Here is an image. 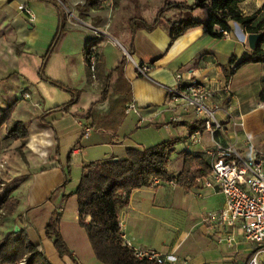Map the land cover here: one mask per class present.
I'll return each instance as SVG.
<instances>
[{"label": "crops", "instance_id": "obj_1", "mask_svg": "<svg viewBox=\"0 0 264 264\" xmlns=\"http://www.w3.org/2000/svg\"><path fill=\"white\" fill-rule=\"evenodd\" d=\"M61 1L78 19L104 31L97 38L96 47L105 72L123 60L124 76L131 88L129 102L138 108L137 112L127 111V114L135 115L136 125L155 127L161 142L172 143L173 150L178 141L184 144L174 170L167 169L172 176L181 171L187 153L199 155L210 164L204 150L212 145L206 132L202 135L201 144L189 142L192 132L189 125L199 117L193 109L175 107L166 91L157 84L173 85L177 73L182 74L185 81L196 79L204 83L213 91V103L229 107L241 119L236 148L243 156H253L252 149L246 144L248 140L264 153V103L259 100L264 63L242 65L229 77L225 73V69L230 67L231 58L235 59L234 65L251 50L247 43L249 33L244 27L232 22L229 37L214 36L204 26L207 9L200 8L204 9L203 14L194 18L198 23L173 40L169 34V24L185 19L181 13V16H177L175 11L167 13L171 14V19L163 18L152 30L139 26L131 35L126 28L129 37L121 36L120 39L108 29L110 26L114 31L120 30L119 27L116 30L118 23L107 17L105 4L102 9L85 10L87 0ZM104 3H108V0ZM263 3L264 0H242L238 7L244 16H248L260 10ZM121 7L124 8L125 4ZM64 10L68 16L65 7ZM144 14L139 12L141 16ZM133 16L125 19L126 25ZM58 23L59 10L52 0H0V108L6 109L14 104L13 119L22 121L29 133L23 149L25 161L19 172L30 180V188L24 196L17 192V210L6 218V222L9 224L13 218H17L18 223L14 226H21L29 239L41 246L52 264H104L96 258L87 233L79 224L78 204L73 192L84 164L122 159L128 148L142 147L119 141L117 133L95 129L90 126V120L82 117L101 96L100 79L96 72V77L92 78L84 53L86 41L94 38L95 34L83 23L71 21L69 17L67 30L54 54L47 59L45 69L52 73L59 62L60 69L64 68L69 79L76 78V83H79L76 88L81 91L79 101L67 113L56 118L51 127L39 121L38 116L53 108V101L59 96L53 89L55 86L43 80L39 74ZM261 47L264 49V42ZM114 49L118 50V54H110ZM78 51L82 52L81 60L75 63L74 57ZM134 62L150 63L149 77L141 75ZM81 65L88 69L89 77L81 75ZM47 77L54 79L52 77L55 76ZM17 90L20 91L19 95ZM24 93L29 97L24 98ZM48 103L50 106L47 107ZM99 107L105 109L107 103ZM175 115H178L177 120H173ZM28 121L32 122L29 124L32 126L28 125ZM83 125L92 128L87 136L82 134ZM216 139L224 144L234 143L231 128L225 125L224 131L216 134ZM57 143L60 145L61 163L65 162L67 154L73 163L75 161L76 167H81V172L76 187L71 188L73 190H66L63 186L50 198L49 193L62 185L65 175L64 169L57 166L54 158ZM97 146L112 149V152L90 159L89 148ZM12 196L15 194L12 193ZM224 205V195L203 186L201 179L191 188L181 187L176 181L175 184L164 182L142 187L132 190L120 205V230L123 239L133 249L157 251L164 260L163 264H246L256 244L246 240L238 223L230 226L221 221L218 212ZM55 212L60 213L59 231L75 260L70 255L61 256L46 234V225ZM18 214L23 218L19 220ZM89 219L87 217V221ZM7 229L8 226L4 225L3 230L8 232Z\"/></svg>", "mask_w": 264, "mask_h": 264}, {"label": "trees", "instance_id": "obj_2", "mask_svg": "<svg viewBox=\"0 0 264 264\" xmlns=\"http://www.w3.org/2000/svg\"><path fill=\"white\" fill-rule=\"evenodd\" d=\"M52 1L59 10V23L49 49L43 57L39 74L49 84L72 93V97L62 105L50 108L38 116L42 124L50 127L56 118L67 113L70 107L78 101L76 90H72L63 83L44 74V67L49 55L67 30V15L64 7L57 0ZM105 1L87 0L84 9H102ZM241 1L194 0L192 3L168 1L157 12L151 23L143 20L141 16H133L128 20V29L131 35L139 26L152 30L171 11L184 14L198 8H206L207 17L204 26L214 36H223L217 31V27L228 32L231 31L232 22L244 27L247 33H262L255 49L244 53L234 65L235 59L231 58L230 67L225 69L226 76L229 77L242 65L264 63V49L261 47L264 42V3L260 10L244 16L238 7ZM197 23L198 21L191 18L171 22L169 24L171 39L177 38L188 27ZM96 40L92 41L95 47L97 45ZM89 41L91 39L86 42ZM129 53L131 54L130 50ZM85 62L87 64L86 58ZM95 72L101 82V96L91 104L82 117L90 120V126L95 129L115 133L123 116L127 113L126 104L131 100V88L130 83L124 76L123 60L105 72L96 47ZM259 100L264 103V79L260 85ZM104 102L107 103L105 109L99 107ZM13 110L14 104L6 109L0 108V129L4 126L7 137L22 140L20 147L22 149L26 144L29 133L22 121L13 119ZM189 126L191 130L204 129L202 120L194 121ZM172 145L168 141H163L148 148H128L126 156L122 159L89 162L83 165L79 183L73 194L77 199L79 224L85 229L95 256L100 262L104 264H158L155 260L137 257L134 249L124 243L119 226V207L132 190L151 186L154 177L163 181L172 178L179 186L191 188L200 178L210 173V164L203 157L187 153L184 155L181 171L172 176L167 170L169 156L173 150ZM64 174V183H66L69 174L65 169ZM18 204L19 200L11 195V190L0 195V211L4 212V216L13 215ZM17 217L20 220L22 215L18 214ZM87 217H90L88 221ZM59 221L60 213L55 212L46 225V234L53 241L57 252L61 256L70 255L75 260L59 231ZM18 228L17 232L13 230L6 232L0 240V243L4 242L0 248V264H18L23 259L26 260L27 264H52L41 246L33 243L21 226L18 225Z\"/></svg>", "mask_w": 264, "mask_h": 264}, {"label": "built area", "instance_id": "obj_3", "mask_svg": "<svg viewBox=\"0 0 264 264\" xmlns=\"http://www.w3.org/2000/svg\"><path fill=\"white\" fill-rule=\"evenodd\" d=\"M58 2L65 7L71 17L75 18L72 11L61 0ZM25 11L33 17L27 8ZM77 20L95 34V37L86 42L84 47L87 67L94 78L96 47L92 41L101 37L104 32L78 18ZM217 31L223 37H229L227 30L217 27ZM127 57L131 59L128 54ZM134 64L141 75L149 77L150 63L134 62ZM157 84L166 91L169 101H172L175 107L184 110L193 109L199 120H202L204 129L192 130L189 142L201 144L202 135L206 132L212 143V147L204 150L210 160L211 171L207 176L200 178L203 186L213 188L224 195L225 205L218 212L221 221L230 226L238 223L246 240L256 244V248L247 259L246 264H264V153L259 152L250 140L246 144L253 151L252 157H245L238 151L236 148L237 130L242 125L241 119L229 107L213 103V91L201 81L196 79L185 81L182 74L177 73L173 85ZM23 97L28 98L29 95L24 93ZM126 110L137 112L138 108L134 103L129 102L126 104ZM177 119L178 115H175L173 120ZM225 125L231 128L234 143L224 144L216 139V134L223 132ZM91 130L89 125L82 126L84 136L89 135ZM164 182L175 184L173 179L168 181L157 177L152 179V185H160ZM215 215L211 214V216ZM119 226L121 228V223ZM124 243L130 246L125 240ZM134 252L139 258L152 259L158 264L164 262L157 251L134 249ZM18 264L27 263L23 259Z\"/></svg>", "mask_w": 264, "mask_h": 264}, {"label": "rangeland", "instance_id": "obj_4", "mask_svg": "<svg viewBox=\"0 0 264 264\" xmlns=\"http://www.w3.org/2000/svg\"><path fill=\"white\" fill-rule=\"evenodd\" d=\"M168 1L173 2L172 0H108V3H104L105 4L104 8L105 7L107 8V13H106L107 17L112 18V20H114L115 23H118L116 30H118V27H119L120 33H119V31H114V29L110 26L108 27V29L113 31V34H115V36H117L120 39H122L121 36L129 37V34H128L129 31H126V28L128 29V24L126 25V21H125V19L127 17H129L131 15L141 16V15H139V12H144L145 14L142 15L144 17L141 16L143 18V20H145L146 22H152L153 21L152 17L155 14H157V12ZM181 1L192 3L194 0H181ZM122 4H125L124 8L121 7ZM118 7H120V8H118ZM122 9H124V10H122ZM203 12H204V9L199 8V9H197L196 12L189 11V12L181 14V15H182V17H184L186 19H189V18L194 19V18H196L197 15L203 14ZM72 13L75 16V18H73V16L71 17L70 14H68L69 16H67V19L69 17V19L71 21H74V22L80 24L81 22L77 20L78 17L76 16V14L74 12H72ZM174 13H176L177 16L178 15L181 16L178 11H175ZM165 17H164L165 19H171L172 18L171 14H166ZM102 35L103 34H101V36ZM51 41H52V39H51ZM51 41L48 45L47 51L49 49ZM57 45H56L55 49L53 50V52L49 55L48 60L54 54V52L57 48ZM116 49L112 50L110 52V54L112 52L114 54H118V50H116ZM81 55H82V52L78 51V54L76 55V57H74L75 63H76V61L79 62L81 60ZM45 68L46 67H44L45 76H55V77H52V78H54V80H58L60 82H63V84L66 85L67 87L71 88L72 90L73 89L76 90V92L78 94V101H79V96H80L81 91L76 88L79 84V83L78 84L76 83V78H74L73 80L69 79L64 68L60 69L61 65L59 62H58V64H56L54 71L52 73L49 72L50 71L49 69L46 70ZM47 71H48V73H47ZM80 71H81L82 76H84V77L88 76L89 77L88 69L84 65H81ZM50 74H54V75H50ZM56 76H59V77H57V79H56ZM59 78H60V80H59ZM53 89L55 91H57L59 94L58 98L55 99V101H53V103H54L53 107L57 106V105H62L63 103L67 102L72 97V93H69L64 89H60V88H56V87H53ZM19 93H20V91L17 90L18 95H19ZM81 98H82V95H81ZM22 102L25 103V101H22ZM48 104L49 105H46L47 107L50 106V103H48ZM134 117H135V115L132 113H130V114L126 113L123 116L122 121H121L120 125L118 126V128L115 132L118 134L119 141H128V142L133 143V144H139L142 148H148V147L154 146V145L161 142L159 131H157L155 127L148 126V125L146 126L145 124H143L142 126H137L136 125V118H134ZM30 123H32V122H29L28 125ZM29 126H32V124ZM82 141H84V138H82ZM21 145H22V140H16V139H13L11 137L6 136V131L4 129V126L0 129V195L7 192L8 190H11V195H12V193H14L15 194L14 197L17 198L16 194L19 193L18 195L24 196V194H26L27 190L30 188V180H26L24 177L21 176V173L19 172V168L21 167V164L23 163V161H25V158H24L25 156L23 154V149L25 146L22 149H20ZM183 147H184V144H182V141H178L174 145L175 150H173L170 153L169 161L167 164V169L174 170V167L177 165L179 152H181L184 149ZM210 147H212V145H210ZM54 151H55L54 152V158L57 162V166L65 169V171H68L69 175H68V181L66 183L63 182L62 185H59L58 187H56L54 190H52L49 193L48 197H50V198L54 194V192L56 195V191L63 186L66 188V190H68V189L70 190L71 188L74 189L76 187V181L79 180L80 172H81V167H79V166L76 167L75 161L73 163L72 158L69 157L70 158L69 159L67 154L65 155V162L61 163L59 143H57ZM57 152H58V155H57ZM111 152H112V149H107L103 146H97V147L89 148V154L88 155L90 156V159H92V158L96 159V158L103 157L104 155L111 154ZM68 159H69V161H68ZM22 182H24V183H22ZM73 189H71V190H73ZM6 218H9V216H4V212L0 211V240L2 239L4 234L6 233V231L3 230L4 225L8 226L7 230H9V231L13 230L14 231V228H15L14 225L16 223H18L17 218H13L12 222L7 224ZM22 218H23V216H22Z\"/></svg>", "mask_w": 264, "mask_h": 264}, {"label": "water", "instance_id": "obj_5", "mask_svg": "<svg viewBox=\"0 0 264 264\" xmlns=\"http://www.w3.org/2000/svg\"><path fill=\"white\" fill-rule=\"evenodd\" d=\"M262 36V33H249L247 35V43H248V47L253 50L255 49V47L257 46L260 38ZM19 230L18 226L16 225L14 228V231L17 232ZM4 244V242L0 243V248L2 247V245Z\"/></svg>", "mask_w": 264, "mask_h": 264}]
</instances>
